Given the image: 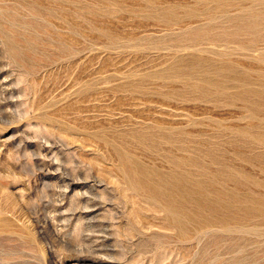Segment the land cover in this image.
I'll return each instance as SVG.
<instances>
[{
    "label": "rangeland",
    "instance_id": "rangeland-1",
    "mask_svg": "<svg viewBox=\"0 0 264 264\" xmlns=\"http://www.w3.org/2000/svg\"><path fill=\"white\" fill-rule=\"evenodd\" d=\"M0 264H264V0H0Z\"/></svg>",
    "mask_w": 264,
    "mask_h": 264
}]
</instances>
